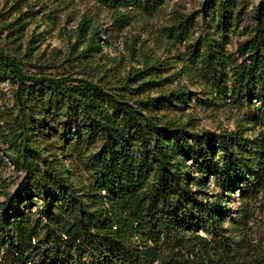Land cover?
I'll list each match as a JSON object with an SVG mask.
<instances>
[{
  "label": "trees",
  "instance_id": "obj_1",
  "mask_svg": "<svg viewBox=\"0 0 264 264\" xmlns=\"http://www.w3.org/2000/svg\"><path fill=\"white\" fill-rule=\"evenodd\" d=\"M99 1L113 9L117 29L130 23L120 9L133 0ZM154 3L147 0V10ZM235 4L206 0L203 12L211 10L223 32L240 20ZM189 25V17L178 20L171 36L186 35ZM247 28L237 55L206 38L189 44L184 60L201 66L198 76L215 88L214 98L222 99L230 84L233 107L242 108L248 122L264 126V0ZM21 64L0 49V80L17 84L12 148L26 172L1 208L0 231L6 239L0 241V264H85L86 258L88 264H264V237L260 244L243 240L233 248L222 233L225 198L237 188L248 205L264 184L263 168L255 171L248 153L252 140L239 128L187 134L185 124L144 113L142 106L164 109L173 99L183 104L187 98L186 91L173 89L163 92L157 105L151 104L154 98L132 105L128 93H140L152 79L117 87L125 93L87 77L31 74ZM214 98L211 102L219 105ZM36 127L42 133L54 128L58 138L50 143L61 154L67 142L78 153L98 147L87 157L92 180L82 193L60 162L35 160ZM188 167L196 174L190 175ZM209 176L222 192L213 200L201 190ZM33 196L44 203L45 223L25 210Z\"/></svg>",
  "mask_w": 264,
  "mask_h": 264
},
{
  "label": "rangeland",
  "instance_id": "obj_2",
  "mask_svg": "<svg viewBox=\"0 0 264 264\" xmlns=\"http://www.w3.org/2000/svg\"><path fill=\"white\" fill-rule=\"evenodd\" d=\"M146 1L133 0L123 6L120 11L129 16L130 23L117 29L113 24V9L99 0H0V49L17 57L28 73L87 77L114 87L117 92L127 93L117 87H136L152 79L154 83L144 86L140 93H128L132 105L150 98H154L151 104L157 105L163 92L186 91L183 104L173 99L164 109L140 106L144 113L155 115L159 120L185 124L187 134H201L205 129L224 133L239 128L244 137L252 140V151L248 153L254 160V170L263 168L264 177V126L248 122L243 109L233 107L228 92L230 84L222 99L214 98L215 88L198 76V71H203L201 66L194 59L184 60L188 57V45L206 38H211L213 47L222 52L237 55L239 41L247 37L245 26L249 29L261 0H236L235 11L239 12L240 20L223 32L216 28L213 12H203L206 0H154L156 4L148 10ZM186 17L190 24L187 34L171 36L173 24ZM150 65L155 68L144 71ZM16 86L11 80H0V212L7 197L17 190L26 175L22 163L15 160L12 148L13 120L17 115L13 98ZM211 98L219 105L213 104ZM251 101L259 105L258 99ZM41 130L36 127L38 132L32 138L39 153L34 154L35 160L46 158L60 162L68 170L73 187L82 193L92 180L87 157L98 147L78 153L67 142L61 154L50 143L58 138L54 128H46L44 133ZM187 170L190 175L196 174L192 167ZM204 182V190L199 189L206 194L202 195L213 200L221 189L211 176ZM225 204L222 233L231 246L237 248L243 240L249 245L260 244L264 237V184L248 205L241 201L237 188L225 198ZM25 205L26 212L30 211L32 217L45 223L42 200L33 196ZM5 239L0 231V241ZM89 262L88 258L84 259L85 264Z\"/></svg>",
  "mask_w": 264,
  "mask_h": 264
}]
</instances>
